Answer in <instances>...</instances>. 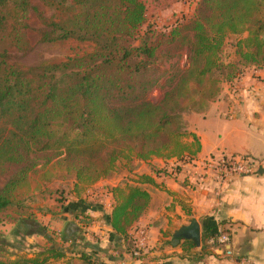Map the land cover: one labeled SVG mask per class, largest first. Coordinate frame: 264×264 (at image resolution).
<instances>
[{
  "label": "trees",
  "instance_id": "16d2710c",
  "mask_svg": "<svg viewBox=\"0 0 264 264\" xmlns=\"http://www.w3.org/2000/svg\"><path fill=\"white\" fill-rule=\"evenodd\" d=\"M35 1L0 0V224L19 221L26 214L24 190L49 182L61 168L78 192V183L111 177L120 160L157 157L184 163V153L194 159L199 144L185 131L182 115L206 113L223 83L247 68L264 67V0H200L189 18L161 30L142 28L145 0ZM36 3L53 17H44ZM31 19L48 29H39L40 42L73 40L92 43L93 50L56 62L16 65L8 48L24 43ZM230 36L233 58L224 63ZM172 45L187 47L188 66L159 73L161 59L175 56ZM163 74L168 77L153 101L147 93ZM189 136L193 141L187 142ZM130 170L110 189L108 239L115 248L120 241L134 247L128 232L150 202L143 185L156 184L143 172L130 177ZM30 232L42 234L44 227ZM213 234H203L201 255L210 253L205 240ZM69 239L64 232L59 240ZM94 254L67 258L63 248L47 247L10 264H104Z\"/></svg>",
  "mask_w": 264,
  "mask_h": 264
},
{
  "label": "crops",
  "instance_id": "0c3cea01",
  "mask_svg": "<svg viewBox=\"0 0 264 264\" xmlns=\"http://www.w3.org/2000/svg\"><path fill=\"white\" fill-rule=\"evenodd\" d=\"M224 85L221 95L202 116L204 121L212 119L213 131L203 133L192 127L199 144L195 163L212 155L241 156L251 161L254 173L219 182L202 175L195 163L154 158L160 165L153 160L145 164L146 174L156 183L143 185L150 195L149 205L128 232L132 239L138 230L145 231L143 253L137 258L125 249L123 241L119 248L109 241L113 204L109 190L107 209L102 203L95 209L97 260L104 264H264V69H245ZM218 123L221 128L230 124L241 137L221 138ZM169 160L173 163L168 165ZM174 165L179 170L171 175L170 166ZM191 221H195L198 233H188L197 241L176 237ZM218 228L229 236L225 249L230 253L205 243L210 253L201 255L203 234ZM63 253L67 258L73 255L67 247Z\"/></svg>",
  "mask_w": 264,
  "mask_h": 264
},
{
  "label": "rangeland",
  "instance_id": "374dc122",
  "mask_svg": "<svg viewBox=\"0 0 264 264\" xmlns=\"http://www.w3.org/2000/svg\"><path fill=\"white\" fill-rule=\"evenodd\" d=\"M199 1L200 0H145V23L142 25V28L145 30L150 26L149 29H152L153 26H155L157 29H160L161 27L171 26L177 21L181 22L194 14ZM32 2L35 3L36 1L32 0ZM36 5L40 6L44 17H53V13L50 9L42 8L38 3H36ZM28 28L24 30V43L20 44L18 48L15 46L8 48L7 54L10 57V61L16 65L28 67L40 64L43 61L56 62L75 54L88 53L92 51L94 47L92 43H79L73 40L60 43L40 42L38 31L39 29L45 30L46 28H43L36 19L30 20ZM46 30L48 31V29ZM154 39L155 38H150V42H155L153 41ZM233 41L234 38H231V36L225 39V47L222 54L224 63L233 58ZM184 47V49H178L172 45V48H175L174 50L176 51L174 52L175 56L162 58L161 62L157 65L158 72L186 68L188 66V49L185 45ZM247 69H264V67H250ZM150 73L155 75L154 69H151ZM167 77V74H163L158 82L150 88L146 97L153 101L157 100L162 93L160 85H163ZM224 84L227 85V83H223V85ZM204 114L205 113L193 112L183 114L182 118L185 122V131L193 134V126L203 133L213 131L215 126L211 122L212 119L204 121L202 117ZM218 124V130L222 135L221 138L235 137V139H238V137H241L237 131L232 129L230 124H227L224 128H221V123ZM186 140L187 142L193 141L190 136L187 137ZM192 149H194V147H192ZM189 156V153L183 154L184 159ZM154 158L151 160L156 163L155 165H160L155 162L159 160ZM147 163L148 162H139L137 159L131 161L120 160L116 163L111 177L103 178L90 184L78 183L76 186L78 187V192L73 190L75 182L73 177L66 173L63 168L57 170L58 172L53 174V176H50L49 182H37L38 185L31 184L21 195L22 206L26 214L20 217L19 221L16 223L4 222L0 224L1 264H10L14 260L33 257L47 247H62L63 249L67 247L73 254L81 252L87 254L93 253L96 249L95 247H97L95 246L97 245V241H95V237H97L95 236V209L101 207L100 203L107 209L110 201L109 195L107 194L108 191L112 186L121 183V177L127 174L128 169L132 170L130 177H136L134 172L148 173V167L145 166ZM168 163H173V160H169L167 164ZM170 169H172V166H170ZM159 171H161V169ZM170 174L175 175L177 171L171 170ZM54 175H57V177ZM23 217L28 218V221L27 219H23ZM30 219H33L36 223L31 222ZM37 225H39V227H44V232L42 234L30 232L35 231ZM64 232H67L68 238H70L66 243L59 240ZM44 235H46V237L48 236L50 241H48ZM132 236H134L133 233ZM131 242L134 244L133 237ZM53 244H55V246ZM124 245L125 249L128 248L130 250L133 248H131V243L129 242Z\"/></svg>",
  "mask_w": 264,
  "mask_h": 264
},
{
  "label": "built area",
  "instance_id": "2783aa9c",
  "mask_svg": "<svg viewBox=\"0 0 264 264\" xmlns=\"http://www.w3.org/2000/svg\"><path fill=\"white\" fill-rule=\"evenodd\" d=\"M186 163H195V159H184ZM199 167L202 175L215 178L219 182H224L227 179L236 176L251 175L255 171V167L249 159L241 156H227V155H212L204 160L194 164ZM223 228H218L215 234L206 239V244L216 249H221L227 254L229 250L225 249V246L229 243V236L223 231ZM134 247L129 250L132 256H139L145 249V231L140 229L137 231V235L133 237Z\"/></svg>",
  "mask_w": 264,
  "mask_h": 264
},
{
  "label": "water",
  "instance_id": "95a60500",
  "mask_svg": "<svg viewBox=\"0 0 264 264\" xmlns=\"http://www.w3.org/2000/svg\"><path fill=\"white\" fill-rule=\"evenodd\" d=\"M189 231H193L197 235L198 231L196 229L195 221H191V223L189 225L183 227L180 230V232L176 234V237L177 236H181V237L192 238V239L196 240V236H190L189 233H188Z\"/></svg>",
  "mask_w": 264,
  "mask_h": 264
}]
</instances>
